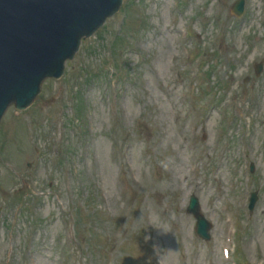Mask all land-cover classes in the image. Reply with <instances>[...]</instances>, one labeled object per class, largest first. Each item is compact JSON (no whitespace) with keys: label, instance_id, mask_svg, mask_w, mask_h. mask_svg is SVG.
<instances>
[{"label":"rangeland","instance_id":"374dc122","mask_svg":"<svg viewBox=\"0 0 264 264\" xmlns=\"http://www.w3.org/2000/svg\"><path fill=\"white\" fill-rule=\"evenodd\" d=\"M137 1H139L140 9L137 10V15H128L127 19L129 18V20L126 24L125 33L131 40L134 51H138L139 48L143 50V61L139 60L134 51L128 52L125 60V72L129 75L127 79L119 81L118 84L112 81L111 84L95 82L90 85H77L80 86L76 99L77 107L79 110L82 107V111L76 117L70 113V109H67L66 135L63 145L65 153L61 159L63 165L69 167L72 181H75L74 195L76 200L81 201L85 206L88 205V210L93 212L91 216L84 217L86 220L88 218L90 220L93 239L103 240L107 238L110 240L113 246L108 248V259H113L118 264H146L147 253L133 238L138 231L146 232L149 228V221L157 217L154 211L148 210L149 200L145 192L146 189H150L160 180L159 167L157 164H153L156 157L152 154L149 131L163 130L162 149L170 151L168 153L172 155L171 164L176 166L183 176H187L189 164L196 152L184 148L180 144L179 138L185 133L187 134L185 138L191 140L188 135L190 123L199 124L200 130L203 125L201 124L202 120L198 117L199 112L196 116H184L182 121L175 122V117L181 110L189 111L190 108L186 106L180 109L181 105L177 104L178 100L181 99L180 88L172 87L169 84L167 87L162 86L168 82L170 77V73L166 70L170 66V55L176 54L177 49L173 43L174 36L158 37L157 31L154 29L158 25V27L162 26L161 32L170 29L167 22L168 16L173 13L171 8L174 0H131L135 4ZM234 1L224 0V12H220L221 18L228 24L229 37L224 36V41L233 49L223 52V54L219 52L217 48H220L221 38L215 46L213 45L215 38L213 33L216 31V26L211 21L216 12L212 15L205 14L209 18L208 24L196 23V25L197 32L203 35L208 53L215 50L216 79L221 80L225 87V91L220 93L217 107L225 103L222 110L224 107L230 108L232 93L229 84V70L231 60L234 58V65H232V72L235 74L232 90L236 94L234 106L241 115L245 116L243 119L249 121V117L251 118L250 142L247 144L255 154L258 167L257 184L258 186L262 185L260 190L261 201L256 216L250 224L249 235L243 234L248 245L239 244L238 250L243 253V248L247 245L251 251L252 259L260 262L264 260V65L261 75L256 79L253 75L252 64L260 60L264 62V3L251 7L254 3L258 5L259 2L249 0L246 17L241 21H236L229 14V7ZM211 3L212 0L207 7L208 13L211 12ZM200 7L201 5H196L195 10L199 11ZM213 7L217 8V5L214 4ZM121 18L122 16L118 19ZM191 19H193L191 14H183L180 23L186 24ZM106 33H117L115 20L110 22ZM105 40H107V36H105ZM93 46L96 45L93 44ZM247 50L249 55L241 60L246 55ZM217 51L220 55L217 54ZM154 54V62L156 63L153 62ZM103 55H107V52L100 49L95 55H84L79 63L84 61L97 64ZM253 56L254 60L252 59ZM148 62L154 63L155 71L151 70L152 66ZM204 68L206 69V65ZM211 70L213 71V69ZM244 78H249V82L245 83ZM112 79H116L115 75ZM71 89L72 86H69L67 94L62 97L69 100ZM163 89L173 95L172 102L174 105L168 101ZM188 89L189 87L186 85L183 91ZM249 91L253 92V99L248 97ZM115 93L117 94L116 97ZM51 94V86L48 83L44 87L40 100L31 110L18 115L15 119L8 115L0 134V161L12 159L17 161V164L22 168L29 161H40L36 179L46 176L41 165L49 162L50 146L54 144L52 136L54 108L51 103ZM111 106H115L117 109L116 119L111 116ZM217 107L212 105L208 107L212 115L206 120L205 126L209 143H211L214 135H218L212 131L220 129L223 121L222 113L216 109ZM120 115L122 120L119 119ZM26 121L28 126H26ZM27 131L34 134L31 144L25 139ZM237 131V123H234L233 127L230 126L225 139L232 140V132L235 137ZM154 134L155 132L152 131L151 135ZM126 135H132V137L128 138L129 143L124 152V158L120 159L116 145L117 141L120 138H125ZM222 135L215 137L220 141L219 147L212 149L211 146L205 145V150L208 148L211 153L215 152L221 156L224 146ZM193 139L195 141L197 137ZM159 145L158 147H160ZM239 148L240 141L235 139V145L233 147L231 145L230 152H226V158L228 159L230 156L231 161L222 168L220 174L223 185L222 200L209 201L205 208L215 223L213 241L216 247L209 245L206 248L210 251L214 248L216 264L217 259H220L219 244L224 229V214L220 211V205L225 204L236 213H244L245 198L251 189V185L248 189L245 187L242 178L243 171L241 169L242 162L239 158ZM35 151L40 153V158L32 156ZM221 164L222 166L225 165L224 162ZM118 166L124 171L130 167L135 178L139 180L140 186L132 185L127 179L124 180L123 184H117L115 178L117 177ZM49 167H45L46 173L50 171L51 174H55L57 169L54 168V165L50 163ZM59 177H61L60 172ZM9 184L11 186L4 183V186L0 188V191L4 192L0 194V205L4 207L1 221L10 223L12 218L17 215L14 226L9 232L0 230V264H4L3 253L10 239L15 242V246L23 245V234L20 228L23 225L22 218L15 208L10 207L9 196L5 193L13 188L15 183L11 181ZM94 187L101 189L108 199L107 202H100ZM208 192V189L204 192V202ZM98 221L101 225L97 223ZM183 223L187 230L185 228L170 230L163 224H156L159 241L162 245V254L163 257L167 258L168 264H198L197 258L195 261L194 258L192 259V253L196 252L198 246L196 245L197 241L190 236L191 222L185 220ZM246 223L245 227L247 226ZM55 228L56 224L51 225L46 222L45 229L48 231V235ZM253 239L254 242L252 243ZM60 241L59 238L53 253L46 249L43 242L36 241L35 247L38 246L44 252V260L39 261L38 264H56V254ZM123 242L125 245L123 249H120L118 246ZM21 251L20 248L18 251L14 249L11 264L22 262L23 253ZM183 257L185 258L182 260ZM36 261L37 256L35 255Z\"/></svg>","mask_w":264,"mask_h":264}]
</instances>
